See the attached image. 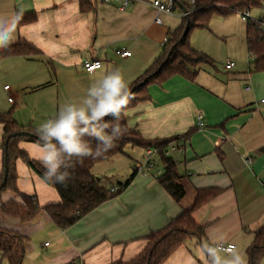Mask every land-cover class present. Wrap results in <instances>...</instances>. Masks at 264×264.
I'll use <instances>...</instances> for the list:
<instances>
[{
    "label": "crops",
    "instance_id": "0c3cea01",
    "mask_svg": "<svg viewBox=\"0 0 264 264\" xmlns=\"http://www.w3.org/2000/svg\"><path fill=\"white\" fill-rule=\"evenodd\" d=\"M154 1L136 0L122 11L102 0H0V20L11 21L21 12L35 17L17 26L11 46L26 42L39 51L37 56L0 60V117L10 113L24 132H36L62 103L82 96L97 77L114 68L121 70L131 89L160 57L165 40L181 27L168 24V18L163 21L166 14L161 16L162 24H156ZM179 10L182 17L184 11ZM259 10L262 14L256 21L264 19V6ZM244 41L246 47V34ZM192 48L199 52L200 46ZM117 52H129L131 57L122 58ZM85 61H100L103 67L88 74L83 69ZM227 64L225 74L202 66L193 83L175 76L162 85H150L149 100L125 113L128 127L147 141L180 138L171 144L178 151L169 155L185 190L180 202L158 181L164 170L159 155L131 145L123 155L97 164L92 174L105 178V170L126 164L131 174L107 186L119 189L137 166L151 163L154 168L138 173L119 196L68 230L59 229L45 214L32 223L5 216L3 205L22 204L13 191H5L0 194V230L26 240L22 264L129 263L144 251L152 232L190 210L204 191H218L192 213L205 237L190 238L164 264H191L193 260L203 264L200 244L210 233L214 240L234 244L248 264L247 251L255 232L264 225V72L255 71L249 54L251 73L239 69L231 74L236 64L230 63L231 70ZM3 144L0 123V175L6 159ZM36 145L17 144L34 161ZM15 186L24 195L36 196L41 207L61 202L57 191L21 159L16 162ZM0 264H9L1 252Z\"/></svg>",
    "mask_w": 264,
    "mask_h": 264
},
{
    "label": "trees",
    "instance_id": "16d2710c",
    "mask_svg": "<svg viewBox=\"0 0 264 264\" xmlns=\"http://www.w3.org/2000/svg\"><path fill=\"white\" fill-rule=\"evenodd\" d=\"M264 0H196L191 8V13L183 18V24L168 39L162 54L154 65L139 78L130 89L133 98L123 110L120 123L126 129L123 136L116 141V146L104 156L98 158H86L82 165H77L74 179L67 182V186L56 184L47 185L53 187L60 196L59 204H51L41 207L36 196H27L20 193L16 186V162L23 160L26 165L41 179L44 175L42 165L30 159L23 151L18 149L19 141L38 143L36 132L30 131L33 137H16L8 140L11 135L24 132L12 117V114L2 115L0 123L4 126V150L6 152L5 164L8 171L7 181L3 186L4 172L0 175V194L5 191H13L22 204L14 201L2 206L5 216L20 220L22 223H32L42 214L47 215L61 230H68L89 214L100 208L109 200L119 196L134 180L139 173L136 169L133 175L123 185L119 186L116 193H111L103 178H97L92 174L93 168L102 162L109 161L118 155L124 154L126 146L154 150L159 155L164 170L158 177L159 183L172 196L180 202L185 197V190L181 184V177L177 171V164L173 158L166 156L169 146L180 138L168 140L147 141L140 133L130 129L127 124L126 111L135 108L139 103L149 100L148 87L150 85H162L175 76L185 78L189 82H195L202 66L213 67V61L204 53L191 47L190 36L193 29H208L211 20L215 16L228 17L242 11L262 9ZM35 21V17L24 16L18 26ZM261 20L249 21L247 24V48L252 59V66L256 72H264V29L261 28ZM189 30L185 33L186 27ZM39 55V51L26 42H20L0 52V60L12 56L31 57ZM111 120V117H108ZM186 134L185 137L189 136ZM43 180V179H42ZM44 181V180H43ZM218 191L200 192L190 210H185L179 217L170 222L164 229L152 232L148 238V244L144 251L129 263L117 262L115 264H164L180 247L190 238L203 239L204 228L198 225L192 217L193 211L213 199ZM25 239L0 230V252L3 259L9 264H22L24 260ZM248 264H262L264 258V225L255 232L253 244L247 251Z\"/></svg>",
    "mask_w": 264,
    "mask_h": 264
},
{
    "label": "clouds",
    "instance_id": "9594fccd",
    "mask_svg": "<svg viewBox=\"0 0 264 264\" xmlns=\"http://www.w3.org/2000/svg\"><path fill=\"white\" fill-rule=\"evenodd\" d=\"M22 17L21 12L11 21L0 20V50L14 42L13 34ZM132 98L124 75L114 68L97 77L82 96L65 101L53 117L42 122L35 133L39 141L38 154L33 159L44 169V182L67 186L75 178L78 164L82 165L86 158L102 157L114 148L126 131L120 118ZM200 258L203 264H247L235 245L224 247L222 240H214L211 233L200 244Z\"/></svg>",
    "mask_w": 264,
    "mask_h": 264
},
{
    "label": "rangeland",
    "instance_id": "374dc122",
    "mask_svg": "<svg viewBox=\"0 0 264 264\" xmlns=\"http://www.w3.org/2000/svg\"><path fill=\"white\" fill-rule=\"evenodd\" d=\"M185 8H191L190 0H177ZM177 6V5H176ZM172 17L163 16L162 19L168 18V24L179 28L183 24V18L179 15V6L176 8ZM262 12L259 9L252 10L250 12V18L256 21L257 17ZM264 14V13H263ZM248 22H243L240 13L232 14L228 17L215 16L208 29H193L190 36L191 47L195 48L199 45V52H203L213 61L214 66L210 68L215 72L219 70L225 74L224 67L230 61L236 64V68L231 74L237 73L239 69H244L246 73H249V67L247 65L248 53L247 46L245 47V34L247 31ZM193 42V44H192ZM203 46V47H202ZM203 49H206L204 52ZM251 73V72H250ZM139 166H137L138 168ZM132 169L127 170L126 164L113 169L105 170L102 174L105 178V184L107 186L113 184L117 185L124 180L125 174H131ZM102 177V176H101Z\"/></svg>",
    "mask_w": 264,
    "mask_h": 264
},
{
    "label": "built area",
    "instance_id": "2783aa9c",
    "mask_svg": "<svg viewBox=\"0 0 264 264\" xmlns=\"http://www.w3.org/2000/svg\"><path fill=\"white\" fill-rule=\"evenodd\" d=\"M103 4L105 5H115L118 9L125 11L127 8H129L130 6H132L136 0H102ZM191 5L194 6L196 3V0H190ZM153 7L156 10V17H155V23L156 24H162L161 21V16L163 14H166L168 16H173L175 13V9L177 8L176 4L172 1V0H168L167 2H161L158 0H155L153 2ZM191 13V11H188L187 13H183L182 14V18L187 17L189 14ZM241 14V19L243 22H249L252 19L250 18V12L249 11H242L240 12ZM261 23V28L264 29V19L260 21ZM168 40H165V44H167ZM117 55L122 57V58H127V57H131V53L129 52H117ZM97 65H99V67H97ZM103 64L100 61H85L83 63V69L86 73L88 74H93L94 72L102 69ZM227 70H231L232 69V64H227L226 66ZM5 90H9L10 87L6 86L4 87ZM250 88H248L249 90ZM10 103H13V99L10 98L9 99ZM264 102V101H262ZM199 120H202V117H199ZM202 126V125H201ZM178 151L177 147H174L173 145H170L169 148L166 150L165 154L166 156H169L175 152ZM156 152V151H155ZM154 168V165L151 163H145L140 165L137 169L139 173H147L150 172L152 169ZM118 191V188H111L110 192L111 193H116ZM224 247H227L229 244H223ZM234 245V244H232Z\"/></svg>",
    "mask_w": 264,
    "mask_h": 264
},
{
    "label": "water",
    "instance_id": "95a60500",
    "mask_svg": "<svg viewBox=\"0 0 264 264\" xmlns=\"http://www.w3.org/2000/svg\"><path fill=\"white\" fill-rule=\"evenodd\" d=\"M177 6H179L181 8V10L184 11V13H187L188 12V9L185 8L184 6H182L177 0H172ZM189 30V26L186 27V30H185V33H187ZM252 70H254V68H252ZM16 137H33L32 134L30 133H27V132H22V133H17V134H14V135H11L8 140L12 139V138H16ZM7 176H8V171H7V167H6V164H5V172H4V179H3V186H5L6 184V181H7Z\"/></svg>",
    "mask_w": 264,
    "mask_h": 264
}]
</instances>
